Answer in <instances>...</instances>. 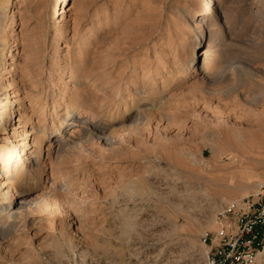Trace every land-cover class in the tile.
I'll return each mask as SVG.
<instances>
[{
  "label": "rangeland",
  "instance_id": "374dc122",
  "mask_svg": "<svg viewBox=\"0 0 264 264\" xmlns=\"http://www.w3.org/2000/svg\"><path fill=\"white\" fill-rule=\"evenodd\" d=\"M214 2L0 0V264H206L264 181V0ZM200 32L213 67L186 71Z\"/></svg>",
  "mask_w": 264,
  "mask_h": 264
},
{
  "label": "built area",
  "instance_id": "2783aa9c",
  "mask_svg": "<svg viewBox=\"0 0 264 264\" xmlns=\"http://www.w3.org/2000/svg\"><path fill=\"white\" fill-rule=\"evenodd\" d=\"M227 205L217 215L218 229L200 238L206 264H255L264 249V181L251 197Z\"/></svg>",
  "mask_w": 264,
  "mask_h": 264
},
{
  "label": "bare ground",
  "instance_id": "6f19581e",
  "mask_svg": "<svg viewBox=\"0 0 264 264\" xmlns=\"http://www.w3.org/2000/svg\"><path fill=\"white\" fill-rule=\"evenodd\" d=\"M61 1L64 4V2H66L67 0H61ZM201 3H202V6H204L205 9L207 10V13L212 14V12H214L213 10H215V8H212V6L215 4L214 0H201ZM78 5H80V4H78L76 2L74 4V7H78ZM71 9L63 6L61 12L62 13L69 12ZM195 26H197V24ZM195 36H196L197 42L193 46L194 48L192 47V49L188 52V54L184 58L182 68L184 70L186 69V71L189 69H192L194 72H197V73L202 72L203 73V72H206L208 70H211V68L213 67V65H209L208 60H207V57L210 53V49H209L210 44L208 43V49L205 48V49L201 50L200 54L197 53L196 50H197V47H199V45H200V40H201V37L203 36V33L200 32V34L195 35ZM201 58H202V62L199 66V62L201 61ZM10 63L13 64V62H11V61H10ZM11 67L12 66L6 67V69H5L6 75L11 73V70H12ZM24 87H25L24 84H20L19 86L14 87L11 82L7 83L4 86V90L1 92V94H4V98H6V109L4 111V113L6 114L5 121L7 120V118L11 117L12 114L14 113L15 107H12L11 106L12 104L17 105L18 108L24 107L23 106V102H24V98H25ZM13 89H18L17 93L14 94V96H17V97H16V99L11 100L8 98V96L12 94L11 90H13ZM20 116L23 117L24 113L23 114L20 113ZM91 117L92 116H89L88 118H91ZM72 118H73V110L66 109V111H64L62 113V119H63L62 122H65V121L69 122L72 120ZM20 127H24V124L18 125V128H20ZM63 129L64 128L61 127V125L59 126V128H56V129L53 128V130L51 131L52 137L60 135L62 133ZM21 131H22L23 135L26 133L24 130H21ZM26 135H32L33 138H32V141H26V142H24L23 145L27 146L28 148H33V151H34L35 149L38 148L37 140L39 139L40 136L37 132L34 133L32 131L28 132ZM23 151L27 152L28 150L23 149ZM33 151H30L29 157H27L28 160L31 159L30 156L33 155ZM13 156H14V153L8 147H4V145L2 143H0V165H1V167H0V187H2L4 185V182H2L1 178H5L7 175L10 174L9 172H10L11 167H9V165H10V162L13 161ZM13 171H14V178L22 175L21 172H19L16 169ZM8 193H9V191H3L4 195H8ZM176 207H178V205H176ZM1 211L3 212L4 210H1ZM2 212H0V213H2ZM12 226H13V224H11L10 227H8V229H10ZM259 256H260V258H264V249L260 252Z\"/></svg>",
  "mask_w": 264,
  "mask_h": 264
}]
</instances>
